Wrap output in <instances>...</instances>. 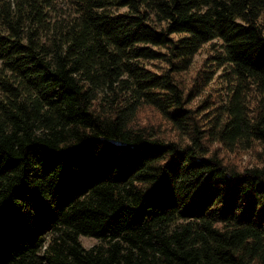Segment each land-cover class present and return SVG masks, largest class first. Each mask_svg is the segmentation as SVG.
Instances as JSON below:
<instances>
[{
    "label": "trees",
    "instance_id": "obj_1",
    "mask_svg": "<svg viewBox=\"0 0 264 264\" xmlns=\"http://www.w3.org/2000/svg\"><path fill=\"white\" fill-rule=\"evenodd\" d=\"M0 264H264V0H0Z\"/></svg>",
    "mask_w": 264,
    "mask_h": 264
},
{
    "label": "rangeland",
    "instance_id": "obj_2",
    "mask_svg": "<svg viewBox=\"0 0 264 264\" xmlns=\"http://www.w3.org/2000/svg\"><path fill=\"white\" fill-rule=\"evenodd\" d=\"M208 46H205L195 57L194 64L192 65L191 69L184 73V79L186 82L191 85L198 76L196 72H199L200 70L207 68V62L206 57L208 55ZM216 83H218V80H213L209 83L208 89L203 91V93H200L194 98V101L192 102V105H197L199 103L207 100V98H210L211 92L213 88H215ZM224 156L231 162H233L236 165L239 166H247V165H253L257 162V151L255 149H250L247 151H234V152H228L227 150L223 151ZM82 242L86 246H90L93 243L96 242V239L93 237H87L83 236L81 237Z\"/></svg>",
    "mask_w": 264,
    "mask_h": 264
}]
</instances>
